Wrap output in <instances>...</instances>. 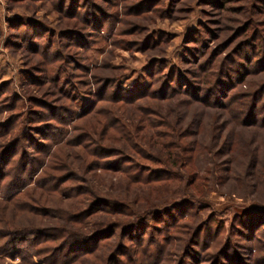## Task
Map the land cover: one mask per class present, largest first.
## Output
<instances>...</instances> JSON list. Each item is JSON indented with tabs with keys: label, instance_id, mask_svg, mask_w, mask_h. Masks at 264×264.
I'll list each match as a JSON object with an SVG mask.
<instances>
[{
	"label": "rangeland",
	"instance_id": "rangeland-1",
	"mask_svg": "<svg viewBox=\"0 0 264 264\" xmlns=\"http://www.w3.org/2000/svg\"><path fill=\"white\" fill-rule=\"evenodd\" d=\"M258 35L264 0H0V264H102L123 243L128 254L115 263L213 264L222 249L264 264V127L227 122L228 112L202 98L264 91L262 63L236 52L255 43L260 61ZM221 76L233 87L217 86ZM172 128L189 134L164 136ZM164 140L181 145V162L148 184L113 169L119 156L95 154L103 147L167 169L152 144ZM96 196L148 220L137 226L144 245L131 240L133 227L94 254L55 256L62 239L34 232L70 225L65 216L89 210ZM113 208L73 227L90 234L135 218ZM149 238L162 246L157 263L143 253Z\"/></svg>",
	"mask_w": 264,
	"mask_h": 264
},
{
	"label": "trees",
	"instance_id": "trees-1",
	"mask_svg": "<svg viewBox=\"0 0 264 264\" xmlns=\"http://www.w3.org/2000/svg\"><path fill=\"white\" fill-rule=\"evenodd\" d=\"M259 39H262V41L264 43L263 36L259 37V35H258L253 40L255 42ZM250 43H251V41L249 42V44ZM246 44H242V43L239 44L240 45L239 48L236 49L237 54H242L243 59H245V60L250 59V58L252 60H256L257 66L259 63H262L261 68L264 67V50H262V52H260V54L262 53V55L260 57L261 60L258 61L259 54L257 52L259 50L254 49V47H257L258 45H255V43H253L252 50H250L249 52H243ZM228 45H229V43H225L222 46L225 48ZM235 58L236 57L231 58L230 59L231 62H235V61H233V60H235ZM243 73H240V75L243 76ZM241 76H239V78H242ZM231 81H233V80L231 79ZM230 84H231L230 82L226 83V81H224V77L217 79V86H219V87L222 86L224 88H229ZM230 87H233V85H231ZM206 92H207L206 93L207 95L205 94V96L202 97L203 100L205 101V104H207L208 106L217 105L220 108H222L223 110H225L226 112H228L229 119L227 122H232L235 125H241V126H261V127H264V102L262 105L260 104V102L264 96V91H255V93L251 92V93H247V94L245 93L244 95H240V96H234L233 98L231 97V99H229L228 102L224 101V99L222 101H218L216 99H214L212 101L211 97L213 96L214 91H206ZM216 92H220V91H216ZM153 94H155V93H153ZM160 94L164 95V96L169 95L168 91H160ZM145 96H147V93L145 94ZM218 97H219V95H218ZM162 98H165V97H162ZM197 98H199V97H197ZM142 120L145 123L147 120H150V119H142ZM150 122H151V120H150ZM160 126H168V125H166L165 123L164 124L161 123ZM224 129H226V127ZM172 132L174 133V135H172L173 133L172 134L166 133L164 136H166V137H173L174 136L173 138L179 136V137L184 138L189 134V133L187 134L185 132H181V134L179 132L175 133V128H172ZM223 132H224V130L220 134V138L223 136ZM158 134H160V133L152 132L153 136H156ZM164 136L160 134V137H162V139H164ZM229 142H232V141L230 140ZM152 144H154V145L159 144L160 149L165 151L166 156L164 157V159L161 158L158 161V163L166 165L167 169L164 167H161L160 169L146 168L144 166L138 165L136 160L130 159V157L126 156V158L121 159V157H123L122 155L124 154V152H122V151H118V152L117 151H111V150H108V149L103 148V147L98 148L97 150L95 149V154L98 155L99 158H105L106 156H108V157L119 156L120 159L112 161L113 163L118 164L116 167L109 165V164H112L111 162L108 163V165L106 163H103L102 165H100V167L104 166V168H106L107 166H111L113 169L115 168V170H120L121 172H123L127 177L130 178V181L132 183L148 184L150 182H153V181H156L159 179L170 178L173 173H172L171 169H168V168L173 167L174 165L178 166L180 164V162H181L180 161L181 160V154L180 153L182 152V150L184 151V149H182L181 145H179L175 141L174 142H172V141L167 142L164 140L163 143L157 141V143L154 142ZM231 147H232V143H231ZM194 150L195 149H192L191 151H194ZM141 159L145 160L148 158L142 156ZM255 161H256V166H257L259 161H257L256 159H255ZM255 161L253 160L254 166H255ZM126 164H129V165H126ZM134 166H136V167H134ZM131 173H134V175ZM95 199H96V201L91 204L89 210L77 211L76 213L68 214L67 216H65V219L67 220V222H70V225L54 226L51 228H46V230L39 229V230L35 231L34 233H38V234H39V232L42 233L44 235L43 238L46 242H51V241L62 239V241H63L62 245H61V247H59V249L57 248V254L55 256H57L58 254L64 255L66 253H73L75 251L76 252L82 251V252L87 253V254H89V253L94 254L101 247L100 246L102 244L101 242H103L104 239L109 238L110 236L114 235L116 232H119V230H120V232H122V235L125 234V236H127V234H128L127 230H129L130 228H133V227L134 228H133V230H131V234L129 235L131 240L138 242V245H140L141 247L144 245L145 240H146L145 239L146 232H143L140 235V233H137V230H138L137 226L141 222L143 224H145V222H147L148 220L141 219L143 217H141L139 215H137V217H140L138 219H141V220L136 219V213L130 211L128 206H126V204L123 201H118V200L112 201L111 199L110 200L105 199L102 196H96ZM180 203H182V202L173 203L172 205L164 208L163 209L164 212H162L163 216L166 217L170 212H173V211H170V209L171 208H178V205ZM110 204L114 205V208L112 210H114V212L116 214H124V215H128V216H134L135 215V218L132 221L130 220L126 224H125V222L123 223L122 221L114 220L110 224H107L105 226H102V227H99L97 229L92 230L90 234H88V233L84 234L82 231H79V229H76L75 227H73V224H75V225H77V224L81 225L82 224V221L85 219V218L82 219L84 215L85 216H92V215L97 214L101 211L105 212L103 207L105 205L110 206ZM96 206H99V207H96ZM94 207L96 209L93 210ZM163 210L155 211L152 213V215L153 214L156 215V212H160ZM106 212H108V211H106ZM158 214L159 213H157V215ZM205 225L203 226V228H201L199 230L200 231L199 237L206 230L207 227ZM140 231H141V228H140ZM125 232H127V233H125ZM166 240H167V242L170 241V239H166ZM166 240H163V241H166ZM41 241H43V239ZM147 241L148 242H146V245H145V246H147V248L145 249V251L143 253L145 256L151 257V260H150L151 262L157 263L156 261H157L158 257L159 258L161 257V254L158 255V251H159V249H161L162 246L158 247V243L153 238H149ZM127 251H129V248H125L124 243L120 244L119 248L117 249V252H115L114 255H111V256L102 255L100 261L102 262V264H125V262L123 260L122 261L119 260L116 263L114 261H116L115 258H117L118 255L128 254ZM139 252H140V250L138 248H136L135 253H139ZM156 252H157V256L155 255ZM234 252H224L221 249V251L219 253H217L215 256H213L211 263H213V264H247L246 263L247 261L244 258H240L238 256V253L237 252L234 253ZM38 255H40V253H38ZM112 259H115V260L113 261ZM111 261H113V263H111ZM132 262H133L132 264H139L136 260H134ZM61 263H62V261H61ZM61 263L59 260L56 262V264H61ZM141 264H143V262Z\"/></svg>",
	"mask_w": 264,
	"mask_h": 264
}]
</instances>
